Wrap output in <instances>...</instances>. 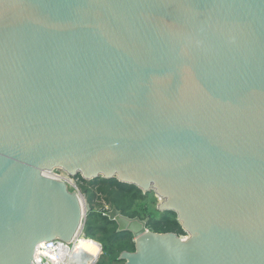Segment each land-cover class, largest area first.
<instances>
[{
    "label": "water",
    "instance_id": "1",
    "mask_svg": "<svg viewBox=\"0 0 264 264\" xmlns=\"http://www.w3.org/2000/svg\"><path fill=\"white\" fill-rule=\"evenodd\" d=\"M56 170L177 215L124 264H264V0H0V264L84 228Z\"/></svg>",
    "mask_w": 264,
    "mask_h": 264
},
{
    "label": "trees",
    "instance_id": "2",
    "mask_svg": "<svg viewBox=\"0 0 264 264\" xmlns=\"http://www.w3.org/2000/svg\"><path fill=\"white\" fill-rule=\"evenodd\" d=\"M84 184L85 192L88 195L89 203H94V200L103 201L112 208H117L122 214L128 218L126 212L130 211L135 203L142 201L145 194L137 187L120 183L118 180H105L98 179L94 181H85L81 176H78ZM84 188V186H82ZM149 194V193H148ZM148 229L152 232L166 234L175 233L179 236H184L185 233L177 220V215L174 213H162L161 219H150ZM118 226L115 222L111 221L108 217L98 214L93 208L92 212L88 214L85 226V233L88 239L98 241L100 240L103 252H108L116 259L111 264H124L119 258L123 252H134L135 243L133 235L130 233H118ZM102 234L105 239L98 236ZM117 253H120L117 256ZM103 256V255H102ZM100 257V259L102 258ZM96 259L92 256V261ZM100 259L98 264L100 263Z\"/></svg>",
    "mask_w": 264,
    "mask_h": 264
},
{
    "label": "rangeland",
    "instance_id": "3",
    "mask_svg": "<svg viewBox=\"0 0 264 264\" xmlns=\"http://www.w3.org/2000/svg\"><path fill=\"white\" fill-rule=\"evenodd\" d=\"M82 186H84V188H82ZM85 187H87V184L80 185V190H81L82 194L86 196V198L88 200L89 207L91 208V211H88V214L90 212H92V208L98 214H102L103 216H104V214H107L109 211L112 210V207L107 205L106 203H103V201L94 200V203H92V202L89 203V198L85 192ZM159 204H160V201L155 194H153V193L145 194L144 199L142 201L135 203L133 208L130 211L126 212V215L132 219L133 218H140L141 220L151 219V218L161 219L162 212H160L158 209ZM149 230L152 231L151 229H149ZM98 236H100L102 239L103 238L105 239V237L102 234H100V235L98 234ZM79 239H81V238H79ZM81 240L85 242L86 246L91 251L89 258H92V256L95 258V255L97 257L100 254L101 248L96 243V242L101 243L100 240L94 241V240L88 239L87 237L86 238L84 237ZM101 244H103V243H101ZM119 255H120V253H117V256H119ZM101 256H102V258L100 259V263H105V264H111L112 262H115L117 259L105 251L101 254ZM93 262H94V260H93Z\"/></svg>",
    "mask_w": 264,
    "mask_h": 264
},
{
    "label": "built area",
    "instance_id": "4",
    "mask_svg": "<svg viewBox=\"0 0 264 264\" xmlns=\"http://www.w3.org/2000/svg\"><path fill=\"white\" fill-rule=\"evenodd\" d=\"M49 176L56 179V180L65 182L69 186L71 191H75L78 193L80 200L82 202V205H84V207H86V212L84 213V216H83L84 217V228H82V230H80L81 233L79 232L78 236L83 234V235H85V237H87L86 233H85V222H86L87 217H88L87 207L89 206V204H88V200H87L86 196L83 195L81 190H80V185L84 184V181H82L78 177L77 178L70 177L67 174H65L61 171H57V170L55 172H53L52 174H49ZM108 213L104 214V216L108 217ZM45 243H48L46 245L47 247H43L44 243L40 244L37 247L36 255H35L36 264H68L71 262L72 256H70V255L67 256V258H65L64 260L60 259L58 247H60L61 244L65 245V247H68V252L70 254V252L72 250V248H71L72 244H67V243H64L62 241H51V242H45ZM51 244H57L58 245L57 250L54 247H50ZM97 244L100 246V248H101L100 254H102L103 249L101 247V244H99L98 242H97ZM69 249H71V250H69ZM64 250H66V249H64ZM53 255L57 256V259H55V261H53L54 260ZM56 260H58V262Z\"/></svg>",
    "mask_w": 264,
    "mask_h": 264
},
{
    "label": "bare ground",
    "instance_id": "5",
    "mask_svg": "<svg viewBox=\"0 0 264 264\" xmlns=\"http://www.w3.org/2000/svg\"><path fill=\"white\" fill-rule=\"evenodd\" d=\"M82 207H83V212L85 213L86 212V207H84V205H82ZM84 237H85V235H83V234L79 235L77 237V239L74 241V244H72V246H71L72 250L69 249V250H71L70 254L68 252V247H65V245H63V244H61L60 247H58L57 244H51L50 247H54V248H56V250H57V247H58L59 256H60L61 260H64L69 255L72 256V261L70 263H68V264H92L93 261H91L90 258H89L90 251H89L88 247L86 246L85 242L81 240ZM79 238H81V239H79ZM47 244L48 243H44L43 247H47L46 246ZM64 249H66V250H64ZM53 259H54L53 261H55V259H57V256L53 255ZM56 261L58 262V260H56Z\"/></svg>",
    "mask_w": 264,
    "mask_h": 264
},
{
    "label": "flooded vegetation",
    "instance_id": "6",
    "mask_svg": "<svg viewBox=\"0 0 264 264\" xmlns=\"http://www.w3.org/2000/svg\"><path fill=\"white\" fill-rule=\"evenodd\" d=\"M154 194V193H153ZM89 249V248H88ZM89 251H90V249H89ZM90 253H91V251H90ZM90 255V254H89ZM90 260H92V258H90Z\"/></svg>",
    "mask_w": 264,
    "mask_h": 264
}]
</instances>
